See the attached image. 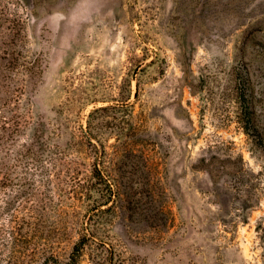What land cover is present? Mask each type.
<instances>
[{"label":"rangeland","instance_id":"obj_1","mask_svg":"<svg viewBox=\"0 0 264 264\" xmlns=\"http://www.w3.org/2000/svg\"><path fill=\"white\" fill-rule=\"evenodd\" d=\"M0 264H264V0H0Z\"/></svg>","mask_w":264,"mask_h":264},{"label":"water","instance_id":"obj_2","mask_svg":"<svg viewBox=\"0 0 264 264\" xmlns=\"http://www.w3.org/2000/svg\"><path fill=\"white\" fill-rule=\"evenodd\" d=\"M146 63H147V62H144V63H142L141 65H139V66L136 68L135 73H134L135 77H136L137 74H138V70H139L142 66H144ZM100 147H101V146H100Z\"/></svg>","mask_w":264,"mask_h":264},{"label":"clouds","instance_id":"obj_3","mask_svg":"<svg viewBox=\"0 0 264 264\" xmlns=\"http://www.w3.org/2000/svg\"><path fill=\"white\" fill-rule=\"evenodd\" d=\"M60 19H64V17H63V16H61V17H60Z\"/></svg>","mask_w":264,"mask_h":264},{"label":"trees","instance_id":"obj_4","mask_svg":"<svg viewBox=\"0 0 264 264\" xmlns=\"http://www.w3.org/2000/svg\"><path fill=\"white\" fill-rule=\"evenodd\" d=\"M76 259H75V257H74V261H75Z\"/></svg>","mask_w":264,"mask_h":264}]
</instances>
